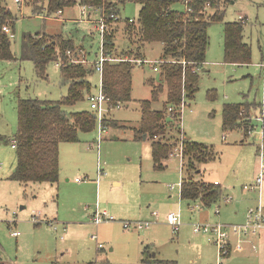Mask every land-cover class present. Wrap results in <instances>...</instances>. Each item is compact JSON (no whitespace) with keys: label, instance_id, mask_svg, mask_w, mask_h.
<instances>
[{"label":"rangeland","instance_id":"1","mask_svg":"<svg viewBox=\"0 0 264 264\" xmlns=\"http://www.w3.org/2000/svg\"><path fill=\"white\" fill-rule=\"evenodd\" d=\"M3 4L18 21L14 33L11 32L16 60L0 61V264H88L96 260L103 264H145L143 259L150 258V254L144 255V248L139 251L137 248L138 239H144L147 229H125L112 211L114 206L125 208L133 217L127 218L131 224L142 220L140 211L146 209L164 214L166 223L171 212H180L183 225L185 221L192 222V230L194 224L202 223L199 212L209 214L216 223L243 224L246 212L258 204L256 200H248L250 196L256 199L257 192H246L244 186L255 182L264 161L259 150L263 144L260 118L264 105V0H233L226 5L225 23L245 20L244 41L252 50L249 64L226 63L224 22L209 28L207 63L198 72L199 91L192 102L187 101L180 144L165 168L154 165L152 140L136 135L142 120L140 103L151 100V81L155 80L156 85L159 81V72L154 68L159 67L162 46L147 44L141 59L148 63L132 70V100L111 111V126L102 123L106 132L102 133L97 126L94 132L80 133L78 142L61 144L58 184L27 186L11 179L17 165L12 144L18 130V102L20 99L58 101L67 95V87L61 84L60 66L56 63L49 66L48 78L42 80L37 77L34 64L21 59L23 35L60 34L71 38L84 47L89 66L101 57V37L95 23L34 16L30 8L15 0H3ZM78 7L66 9L64 18H79ZM119 11L120 20L114 23V29L116 48L121 52L130 46L125 33L127 20L137 23L140 5L125 0L119 4ZM88 80L96 92L101 85L100 75L95 72ZM209 91L215 93L214 101L208 98ZM165 101L166 93H163L154 103V109L161 110ZM226 104H254L250 110L254 129L250 134L246 135L243 128L223 131L222 110ZM72 110H90L87 98ZM173 135L177 140V133ZM185 138L207 145L217 155L199 166L198 180L218 181L223 190L220 200L210 208L200 202L190 205L181 200L183 164L180 155H176ZM99 166L103 174L98 177ZM114 181H122V186H115ZM170 187H174L173 191ZM97 211L107 212L114 220L96 226L93 217ZM38 217L42 222L37 225ZM49 220L53 226L47 223ZM14 232L20 233L18 238L12 235ZM95 235L102 243L106 236L111 239L103 243L101 253L93 239Z\"/></svg>","mask_w":264,"mask_h":264},{"label":"trees","instance_id":"2","mask_svg":"<svg viewBox=\"0 0 264 264\" xmlns=\"http://www.w3.org/2000/svg\"><path fill=\"white\" fill-rule=\"evenodd\" d=\"M124 1L81 0L80 4L99 11L109 26L104 37L103 56L115 61L104 63L103 88L110 99L111 108L131 102L132 70L137 66V61H145L141 59L145 45L162 46L158 68L160 79L157 85L155 80L151 81V100L140 103L142 120L136 135L152 140L154 165L163 169L180 144L182 105L185 104L186 107L187 101L192 102L199 91L198 70L206 63L210 46L209 28L224 22L226 5L233 0H128L140 5V11L137 23L127 20L125 33L130 38V46L119 52L114 29V23L118 21L112 17L120 16L119 4ZM77 4L78 0H22V5L30 8L34 16L44 15L47 19H57L60 11L63 13ZM17 21L18 17L0 0V61L16 60L12 52L11 32L14 33ZM244 25V21L224 22L226 63L251 62L252 50L244 41ZM6 27L10 32L4 31ZM81 49L73 39L60 34L23 35L21 59L31 61L37 77L42 80L48 78L47 71L52 63L60 64L61 84L67 87V95L58 101L19 100L18 130L14 138L17 165L11 176L12 180L26 186L58 184L61 144L78 142L80 133L87 134L96 130V114L91 110H72L93 93L88 77L95 73V65L73 63L68 56V52H71L75 58H79ZM163 93H166V101L161 110H156L154 103L159 101ZM208 98L214 101L215 93L209 91ZM253 105H224L223 131L226 133L243 128L246 135L250 134L254 129L250 113ZM110 115L111 112L107 113L103 121L107 127L111 126ZM175 132L177 140L173 135ZM216 156L207 145L184 140V176L181 187L183 201L200 202L207 208L220 200L223 190L219 184L198 180V175L201 174L199 166L214 160ZM144 262L151 263L148 258Z\"/></svg>","mask_w":264,"mask_h":264},{"label":"crops","instance_id":"3","mask_svg":"<svg viewBox=\"0 0 264 264\" xmlns=\"http://www.w3.org/2000/svg\"><path fill=\"white\" fill-rule=\"evenodd\" d=\"M78 7V5H76ZM79 18L67 19L64 18L65 11L62 15H58L59 20H64L65 22H89L94 24L97 20H99V11H95L92 9L87 10V15L85 17L82 15V9L79 6ZM101 16V15H100ZM245 22V20H243ZM78 47L82 48L86 55V51L83 46L78 45ZM87 58V56H86ZM207 63V61H206ZM205 63V64H206ZM204 64V65H205ZM204 65L198 70V72L204 67ZM264 65V64H263ZM264 67V66H263ZM94 93V92H93ZM184 131V129H183ZM185 137L186 134L184 133ZM147 139V138H146ZM186 139V138H185ZM13 148V145H12ZM260 170L258 169L257 172ZM257 175V174H256ZM257 176H255L256 178ZM218 181H214L216 183ZM254 183V182H253ZM115 186H122V181H114ZM220 186V185H219ZM258 194V197L250 196L248 200H256L259 201L261 199L264 200V192L262 194ZM182 200V199H181ZM183 201V200H182ZM264 203V201H262ZM192 203H190L191 205ZM257 204V205H258ZM256 205V206H257ZM264 205V204H263ZM171 210L174 209V205H170ZM210 208V207H207ZM125 208L114 206L112 211L115 213L114 215L124 223H127V218H133L127 214ZM110 210V209H109ZM181 211V209H180ZM155 211H150V209H146L145 211H140V218L137 222H149L151 223V228L146 230V235L144 239H138L137 250H143L142 254H150V258L148 257L151 263H145L143 259V263L145 264H215L218 262V250L216 251V246L209 240V238L205 235L195 234L192 230V222L189 223L185 221V224L181 226L176 237H173L172 228L170 225L166 223L165 215L159 214V217L154 216ZM203 212H199L198 215L201 218L202 223H216L210 220V215H203ZM247 216V212H246ZM48 219V218H47ZM50 221V220H49ZM243 224L246 222V217L242 221ZM241 222V223H242ZM225 224V223H224ZM122 225V224H121ZM232 225V224H226ZM172 233V234H171ZM13 235V234H12ZM18 238V237H15ZM103 243L110 242L111 239L109 236L102 238ZM250 242H243L238 246V240L233 237L231 241V253L230 255L223 261V264H264V232L259 235L253 236L249 239ZM146 244V245H145ZM153 248L150 249V247ZM256 247V249H254ZM113 248H111V251ZM154 252V253H152ZM217 257V258H216ZM126 263V262H125ZM90 264V263H88Z\"/></svg>","mask_w":264,"mask_h":264},{"label":"built area","instance_id":"4","mask_svg":"<svg viewBox=\"0 0 264 264\" xmlns=\"http://www.w3.org/2000/svg\"><path fill=\"white\" fill-rule=\"evenodd\" d=\"M81 0H78V6L82 9V15L85 17L87 15V10L90 8L83 6L80 4ZM17 4L22 5V0H15ZM58 15H62V12L60 11ZM115 21L120 20V16H113ZM130 22L133 23L134 20L130 19ZM96 24V30L99 32L101 37V57L98 61H95L92 63V65H95V72L98 73L101 77V85L99 89H97L96 92L91 93L87 97V101L89 102L90 110L96 114L97 116V124L100 128V131L102 133L106 132V129L103 128V121L105 118V115L112 110L121 109L122 105L116 106V108H111L110 99L105 94L104 88H103V66L106 61H115L114 59L105 58L103 56V42L105 33L108 30V24L106 20L103 18V16H100L99 20L95 22ZM4 31L9 32V28H4ZM79 58H75L71 52H68V56L71 57V61L73 63H80L84 65H89V60L86 58V55L83 50H79ZM148 63V61H137L136 64L138 66H143L145 63ZM60 66V64H59ZM264 66V65H263ZM159 67H155L154 71L159 72ZM185 104L182 105V112L184 111ZM169 112H172V109H169ZM260 121L262 124H264V112L262 113V116L260 118ZM183 128V123H182ZM251 133V132H250ZM264 138V136H263ZM184 143V141H183ZM183 143H181V150L180 153L176 156L180 155L181 162L183 164ZM97 144L100 146V142L98 141ZM13 148L15 149V143L13 144ZM261 150V157L262 160H264V145L260 147ZM175 156V154H174ZM103 174V171L101 170L100 166L98 168V177ZM215 184L218 185V182ZM180 186L182 187V181L180 182ZM171 191H173L174 187H170ZM244 190L246 192L251 193H259L262 194L264 192V161L260 168L259 174L257 175L255 182L251 185L244 186ZM181 197V192H180ZM229 201V199L227 200ZM216 213L219 214V210H216ZM155 217H158L159 215L155 212ZM36 220V224H41L42 220L40 217H38ZM114 218L110 217L107 212H99L97 211L93 217V222L96 226H99L104 221H113ZM50 226H53V222L48 221L47 222ZM167 223L171 226L173 233L178 234L181 226L183 225L181 221V214L180 212H171L167 216ZM151 223L149 222H135L134 224H131L129 222L124 223V228L129 230L132 227L136 230H144L150 228ZM193 231L195 234L205 235L209 238V240L217 247L218 249V262L216 264H223V261L230 255L231 253V241L232 238L235 237L238 240V246H240L243 242H250L249 239L253 236L259 235L260 233L264 232V205L260 199L259 204L253 208H250L247 212L246 216V222L241 225H226L221 223L216 224H207V223H201V224H194L193 225ZM20 235L19 232H14L13 236L18 237ZM93 239L97 242L99 253L104 250V245L101 241H99L98 236H93ZM256 249V247H254ZM90 264H103L101 261L96 260Z\"/></svg>","mask_w":264,"mask_h":264},{"label":"water","instance_id":"5","mask_svg":"<svg viewBox=\"0 0 264 264\" xmlns=\"http://www.w3.org/2000/svg\"><path fill=\"white\" fill-rule=\"evenodd\" d=\"M157 79H158V80L160 79V75L157 76ZM144 139L146 140V137H144Z\"/></svg>","mask_w":264,"mask_h":264}]
</instances>
